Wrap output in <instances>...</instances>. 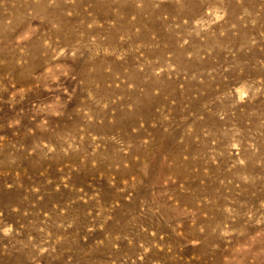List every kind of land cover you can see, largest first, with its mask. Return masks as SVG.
Returning a JSON list of instances; mask_svg holds the SVG:
<instances>
[{
    "label": "rangeland",
    "instance_id": "374dc122",
    "mask_svg": "<svg viewBox=\"0 0 264 264\" xmlns=\"http://www.w3.org/2000/svg\"><path fill=\"white\" fill-rule=\"evenodd\" d=\"M0 264H264V0H0Z\"/></svg>",
    "mask_w": 264,
    "mask_h": 264
}]
</instances>
